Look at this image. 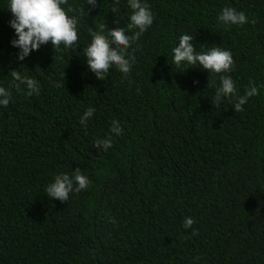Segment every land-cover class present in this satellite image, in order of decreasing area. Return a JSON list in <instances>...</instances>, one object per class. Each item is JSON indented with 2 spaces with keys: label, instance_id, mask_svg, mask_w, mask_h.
Listing matches in <instances>:
<instances>
[{
  "label": "trees",
  "instance_id": "16d2710c",
  "mask_svg": "<svg viewBox=\"0 0 264 264\" xmlns=\"http://www.w3.org/2000/svg\"><path fill=\"white\" fill-rule=\"evenodd\" d=\"M142 3L154 20L127 49L130 74L113 66L100 81L86 63L90 33L138 31L127 28L128 0H97L91 10L68 0L77 43L42 45L23 61L11 46L9 0H0V87L11 93L0 106V264H264V0ZM226 7L248 22L224 25ZM184 34L197 53L229 50L233 69L177 67ZM15 70L38 81V95L13 87ZM221 75L240 96L250 82L258 88L243 111L229 98L215 102ZM108 137L111 148H93ZM77 168L87 190L65 203L47 197L55 176Z\"/></svg>",
  "mask_w": 264,
  "mask_h": 264
},
{
  "label": "clouds",
  "instance_id": "9594fccd",
  "mask_svg": "<svg viewBox=\"0 0 264 264\" xmlns=\"http://www.w3.org/2000/svg\"><path fill=\"white\" fill-rule=\"evenodd\" d=\"M116 3H119V0H116ZM67 4L68 0H9L8 10L13 17L9 21V26L14 30L17 37L11 41V46L19 49L17 54L19 61H23L32 51L38 50L42 45L50 43L52 48L55 47L59 51L62 44L65 48H71L77 43L78 17L69 16L68 13L73 9L68 7L65 10L62 7ZM128 4L133 11L127 28L138 29L133 35L126 34L123 27L106 30L105 25L101 27L99 32L90 33L92 39L85 50L86 63L89 71L94 74L97 80L104 81L109 69L113 66L124 76H128L132 67L130 61L134 62V58H126L127 49L153 24L154 16L147 3H142V0H128ZM85 5L91 10L97 6V0H85ZM85 5L81 6L79 10L81 13L85 11ZM218 20L224 25H243L248 22V17L243 12L226 7L222 10ZM105 30L107 34H104ZM192 41L191 35L180 36L178 46L173 49V62L177 67L182 62L189 65L199 64L204 70L214 74L228 73L233 69L234 60L229 50L214 46L208 51L197 53ZM10 73L16 82L13 87L19 89L21 85H26L28 90L26 94L29 97L33 94H39L40 87L37 80L22 76L17 70ZM219 79L220 87L216 90L215 102L219 103L222 97L229 98L235 101L234 111L236 112L243 111L242 106L247 103L248 98L259 93L258 88L250 82L245 94L240 96L230 76L221 75ZM10 101L11 93L4 87H0V106L7 107ZM94 112V108H88L81 117L80 124L86 127L87 120L93 116ZM122 131L120 122L113 120L111 132L118 136ZM100 147H103L105 151L111 148V137L96 140L93 148ZM89 184L88 177L82 175L80 169L77 168L72 176L67 174L55 176L54 182L46 188L47 197L65 203L70 193L78 194L87 190ZM194 223L192 217H186L183 227L189 229ZM192 234L196 235L197 233L193 231Z\"/></svg>",
  "mask_w": 264,
  "mask_h": 264
}]
</instances>
